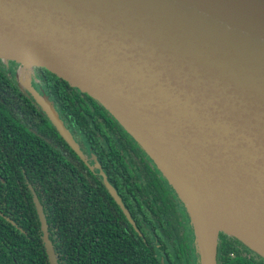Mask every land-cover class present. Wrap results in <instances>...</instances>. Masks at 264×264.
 <instances>
[{
  "label": "water",
  "instance_id": "1",
  "mask_svg": "<svg viewBox=\"0 0 264 264\" xmlns=\"http://www.w3.org/2000/svg\"><path fill=\"white\" fill-rule=\"evenodd\" d=\"M0 58L56 74L119 122L183 201L200 264H217L220 231L264 258V0H0ZM206 202L244 230L203 245Z\"/></svg>",
  "mask_w": 264,
  "mask_h": 264
},
{
  "label": "trees",
  "instance_id": "2",
  "mask_svg": "<svg viewBox=\"0 0 264 264\" xmlns=\"http://www.w3.org/2000/svg\"><path fill=\"white\" fill-rule=\"evenodd\" d=\"M44 71L46 73V80L44 81L52 93V97L57 100V107L55 108L59 116L64 121H72L84 128L91 134V140H95L96 134L87 121L92 112L89 113L90 109L83 103V98L78 95L75 96L73 87L71 88L64 79L46 69ZM4 75V72L0 70V92L2 89H6L4 83L11 85ZM91 100L95 103L93 98ZM97 107L100 108L98 105ZM11 108V103L5 105L4 102L0 101V264H50L44 247L43 233L32 198L33 195L37 196L42 206L48 236L53 244L59 264H89V260L93 256L100 264H105L107 243L110 241V237L115 239L111 240L116 242L118 247L122 245L133 246V248L142 247L137 245V242L134 245V239H130L127 235L118 237L117 234L121 233L120 229L111 232L107 222L101 221L108 212L106 206L79 208L76 205V198L81 195L84 196L85 191L83 189L87 188L91 181L96 183L98 180L95 186L103 187L99 177L88 170L83 172V168L77 171L74 162L81 160L54 133V127L48 120L45 130L58 138L60 143L68 149L69 155H64L63 151L51 146L49 141H45L34 130L31 131L29 128L20 126L15 119L11 118ZM103 111L105 112V110ZM92 122L99 128L103 127L98 118H93ZM122 129L126 131L123 127ZM94 146L100 148L97 143ZM109 153L110 163L107 164V159L104 158L100 164L105 162L107 168H119L117 162H119L120 156L113 145ZM121 163L126 168L123 161ZM154 164L156 165L155 162ZM157 168L159 169L158 166ZM129 179L130 177L127 178L124 185L132 187L140 184ZM146 181L145 186L149 188L151 194L153 192L158 193L159 209H157V215L160 219L164 216H176L175 211L171 210L173 207H171V201L166 194L162 193L156 186L152 188L151 180L146 178ZM99 191L101 190H96L97 197L100 196ZM110 199L112 205L116 207L114 200ZM181 202L183 203L182 200ZM99 203L104 204V200L100 199ZM128 209L132 216H135L136 211L138 216H151L149 211L144 209ZM153 212L155 213V211ZM83 216H93L92 218L95 220L89 222L87 220L85 223L78 222L83 220ZM117 226L120 227L121 225ZM87 234L88 236H86ZM91 236L97 239V243L94 245L87 243L86 237ZM175 236V251L178 252V240L182 237L178 231H176ZM170 238H161L160 241L169 242ZM82 244L86 249L85 252L91 251L86 254L88 255L86 259L84 257L85 252L79 248ZM172 244L173 241L170 245ZM194 244L197 251L196 240ZM240 247L253 253L254 256L248 257L240 251ZM136 249L141 260L134 264H152V257L146 256V251L144 256V251L140 248ZM161 249L164 250L165 247L161 245ZM216 262L217 264H264V258L244 246L233 236L220 231L218 233ZM159 264L161 263L159 262ZM180 264H189V259L185 254Z\"/></svg>",
  "mask_w": 264,
  "mask_h": 264
},
{
  "label": "flooded vegetation",
  "instance_id": "3",
  "mask_svg": "<svg viewBox=\"0 0 264 264\" xmlns=\"http://www.w3.org/2000/svg\"><path fill=\"white\" fill-rule=\"evenodd\" d=\"M18 66L19 64L14 60L0 58V70L4 72L5 79L10 81L11 84H3L6 89H2V92H0V101L4 102L5 105L11 103L12 108L11 110L8 109L11 112V118L15 119L20 126L37 132V134L42 136L45 141H49L51 146L63 151L64 155H69L68 149L60 143L58 138L45 130L47 129V120L51 125L53 124L33 94L27 88V86L31 87L39 95V97L53 109L77 144L82 157H80L69 146L53 125L54 133L57 134V136L60 137V139L63 140L81 160H75L74 162L77 171L80 168H83V172L88 170L89 172L97 175L103 183V187L99 185L95 186L98 183V180L96 183L91 181L87 188L83 189V191H85L84 196L81 195L76 198V200L73 197L76 205L79 208L86 206H106L108 212H106V216L102 218L101 221L105 223L107 222L111 232L120 229L121 233L117 234L118 237L127 235L130 239H134V245L137 242V245L142 246L136 248H140V250L144 251V256L146 251V256L152 257V264H159V262L161 264H180L184 254L188 257L189 264H197V251L194 244L195 233L190 215L188 214L184 203H182L180 198H178L179 196H177L176 191L169 183L168 179L157 168L139 143L131 135L124 131L119 125V122L113 118V116L93 97L86 92L71 86L67 82L71 88L73 87L74 95L82 97L83 103L90 109L89 113L92 112V115L87 118V121L96 134L93 142L91 140V134L85 131L84 128L78 126L72 121H64L59 116L57 109L55 108L57 107V100L52 97L53 95L47 88L44 81L46 80L44 68L35 66L31 67L30 69H32V71H30L28 77L30 81L21 84L16 76ZM9 70L14 71L15 74L13 75ZM89 96L95 100V103L100 108L92 102ZM101 108L105 110V112ZM93 118H98L103 127L99 128L96 124L94 125L92 122ZM38 124L41 130L38 128ZM95 143H97L100 148L95 147ZM112 145L115 147L120 156L119 162H117L119 168H107L105 162L100 164V161L104 158L107 159V164L110 163L108 154H110L109 151ZM121 161H123L126 168H124ZM103 174L107 183L114 191V194L106 186ZM128 177H130V181L140 184L132 187L124 185V182L127 181ZM146 178L152 181V188L156 186L170 199V205L173 207L171 210L175 211L176 216H164L160 219L157 215V209H159L158 193L153 192V194H151L149 188L145 186V183H147ZM97 189L101 190L99 191V197L96 196ZM110 198L114 200L117 205L116 207L112 205V200ZM100 199L104 200V204L99 203ZM128 208L147 210L151 216H138L137 211L135 216H132L130 211H128ZM153 211H155V213ZM92 217L93 216H83V220H79L78 222L85 223L87 220L88 222L94 221L95 218ZM117 225L121 226L119 227ZM176 231H178L182 237V239L178 240V252L175 251ZM86 236H88V234ZM169 237H171L169 242L160 241L161 238ZM86 239L88 245H94L97 243V239L92 238V236L86 237ZM111 239L113 238L110 237V241L107 243L105 264H134L135 262L141 260L136 248H133V246L128 247L127 245L118 247L115 244L116 242ZM172 241L173 244L170 245ZM161 245L165 247L164 250L161 249ZM79 248L80 250H83V252L86 250L84 248V244L79 246ZM88 251L91 252L90 250L85 252V259L88 256L86 255L88 254ZM240 251L245 253L248 257L251 255L254 256L253 253L244 250L242 247H240ZM89 264H100V262H98L96 257L93 256L92 259L89 260Z\"/></svg>",
  "mask_w": 264,
  "mask_h": 264
},
{
  "label": "bare ground",
  "instance_id": "4",
  "mask_svg": "<svg viewBox=\"0 0 264 264\" xmlns=\"http://www.w3.org/2000/svg\"><path fill=\"white\" fill-rule=\"evenodd\" d=\"M205 204L212 218L210 220H207L204 224L200 223L203 245H205V243L209 240L212 233L217 228H225L235 233H238L244 230V228L240 224L235 222V220L229 214L221 210L219 206H217L216 204L209 203V202H206Z\"/></svg>",
  "mask_w": 264,
  "mask_h": 264
},
{
  "label": "rangeland",
  "instance_id": "5",
  "mask_svg": "<svg viewBox=\"0 0 264 264\" xmlns=\"http://www.w3.org/2000/svg\"><path fill=\"white\" fill-rule=\"evenodd\" d=\"M31 68V67H30ZM30 68H23L21 66H18V69H17V73H16V76H17V79L20 81V83H26V82H29V74H30V71H32V69ZM30 69V70H29ZM13 75L15 74L14 71L12 70H9ZM10 73V74H11ZM195 233V232H194ZM195 239H196V236H195ZM197 258H198V263L197 264H200L199 262V255H198V248H197Z\"/></svg>",
  "mask_w": 264,
  "mask_h": 264
}]
</instances>
